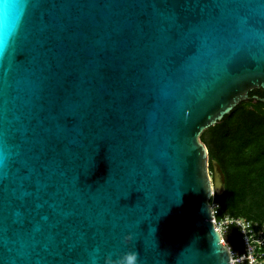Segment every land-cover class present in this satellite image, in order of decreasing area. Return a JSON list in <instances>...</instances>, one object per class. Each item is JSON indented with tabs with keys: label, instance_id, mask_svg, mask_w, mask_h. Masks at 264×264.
<instances>
[{
	"label": "water",
	"instance_id": "obj_1",
	"mask_svg": "<svg viewBox=\"0 0 264 264\" xmlns=\"http://www.w3.org/2000/svg\"><path fill=\"white\" fill-rule=\"evenodd\" d=\"M254 89L264 0H0V264H230L199 136Z\"/></svg>",
	"mask_w": 264,
	"mask_h": 264
},
{
	"label": "trees",
	"instance_id": "obj_2",
	"mask_svg": "<svg viewBox=\"0 0 264 264\" xmlns=\"http://www.w3.org/2000/svg\"><path fill=\"white\" fill-rule=\"evenodd\" d=\"M248 95L264 98V89ZM199 138L225 178L224 191L213 198L218 216L264 221V103L249 99L238 104Z\"/></svg>",
	"mask_w": 264,
	"mask_h": 264
},
{
	"label": "built area",
	"instance_id": "obj_3",
	"mask_svg": "<svg viewBox=\"0 0 264 264\" xmlns=\"http://www.w3.org/2000/svg\"><path fill=\"white\" fill-rule=\"evenodd\" d=\"M212 193L209 204L211 219L214 228L221 237V243L226 245L229 251L230 264H264V221L247 220L240 217H232L227 214L218 216V204L213 200ZM234 230L241 244V251L234 254L227 243L223 241V233Z\"/></svg>",
	"mask_w": 264,
	"mask_h": 264
},
{
	"label": "rangeland",
	"instance_id": "obj_4",
	"mask_svg": "<svg viewBox=\"0 0 264 264\" xmlns=\"http://www.w3.org/2000/svg\"><path fill=\"white\" fill-rule=\"evenodd\" d=\"M223 241L227 243L234 254H238L241 251V244L239 242V237L234 230H229L223 233Z\"/></svg>",
	"mask_w": 264,
	"mask_h": 264
},
{
	"label": "clouds",
	"instance_id": "obj_5",
	"mask_svg": "<svg viewBox=\"0 0 264 264\" xmlns=\"http://www.w3.org/2000/svg\"><path fill=\"white\" fill-rule=\"evenodd\" d=\"M117 264H136V256L133 252H126L123 256H121Z\"/></svg>",
	"mask_w": 264,
	"mask_h": 264
}]
</instances>
